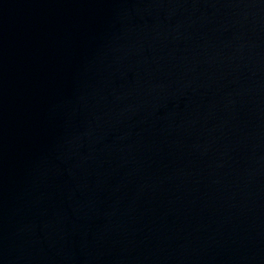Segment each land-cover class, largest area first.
Masks as SVG:
<instances>
[{
  "label": "water",
  "instance_id": "1",
  "mask_svg": "<svg viewBox=\"0 0 264 264\" xmlns=\"http://www.w3.org/2000/svg\"><path fill=\"white\" fill-rule=\"evenodd\" d=\"M0 264H264V0H0Z\"/></svg>",
  "mask_w": 264,
  "mask_h": 264
}]
</instances>
